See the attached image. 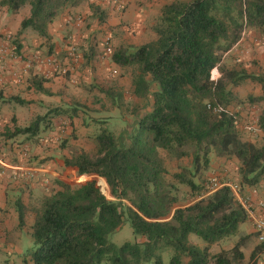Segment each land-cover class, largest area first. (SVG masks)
I'll return each mask as SVG.
<instances>
[{
    "label": "trees",
    "instance_id": "obj_1",
    "mask_svg": "<svg viewBox=\"0 0 264 264\" xmlns=\"http://www.w3.org/2000/svg\"><path fill=\"white\" fill-rule=\"evenodd\" d=\"M86 1L0 0V7L12 13L29 7L21 29L45 37L52 21ZM154 30V40L112 53L113 63L133 69V96L150 98V111L136 119L127 137L119 139L101 129L94 136V154L80 150L64 160L79 176L103 179L114 200L102 194L95 180L77 186L59 182V189L34 211L33 248L26 264H243L248 236L215 253L211 248L248 221L244 204L251 208L241 204L229 186L212 193L205 186L216 180L206 178L212 159L238 161L239 193L264 177V74L221 66L247 30L264 34V0L174 1L162 7ZM215 68L220 77L213 80ZM245 81L261 88L259 96L237 102L243 110L259 108L255 123L263 138L254 143L243 140L240 112L230 110V88ZM35 87L43 90L41 83ZM105 93L114 100L111 92ZM5 102L26 104L16 97ZM45 117L15 127L7 137L39 134L48 122ZM161 153L174 160L191 158L190 167L167 180ZM183 185L188 192L179 198ZM183 199L191 203L174 206ZM125 224L134 241L116 245L111 238ZM192 235L204 247L192 243ZM165 253L170 255L167 263Z\"/></svg>",
    "mask_w": 264,
    "mask_h": 264
},
{
    "label": "crops",
    "instance_id": "obj_2",
    "mask_svg": "<svg viewBox=\"0 0 264 264\" xmlns=\"http://www.w3.org/2000/svg\"><path fill=\"white\" fill-rule=\"evenodd\" d=\"M139 1L142 0H129L125 10L118 12L106 1L92 3L87 0L79 7L65 10L52 21L45 37L30 28L21 29V22L29 16V10L22 16L21 9L17 13L7 9L0 11V72H3V82L0 83V264H26L28 261L33 248L34 211L38 208L39 199L57 191L59 182L76 186L81 183L79 179L89 177L79 176L76 169L64 165V160L76 151L74 147L87 152L90 146L87 144L93 139L87 130L96 122L89 124L84 120L85 116L77 107L81 104L74 105L73 102L85 99L81 87L91 95L95 91V83H99L102 76L108 75V79H112L123 69L113 63L112 54H105L101 44L105 38L110 37L112 53L155 39H151L154 25L160 10L169 2L160 0L161 3L154 4V0L151 3L144 0L142 5ZM71 47L76 50L75 60L69 55ZM240 47L243 50L247 48ZM243 50L242 56L253 55L252 59L259 61L261 71L257 70L255 74H264L262 50ZM11 51L15 56L8 54ZM48 59L55 64V69L46 63ZM37 83H41L42 91L35 87ZM257 90L255 96L261 94V88ZM13 97L26 104L5 102ZM55 109L63 111H51ZM248 110L240 111L242 119L238 131L243 140L254 143L262 140L263 136L255 123L257 113L253 109ZM35 115L47 116L45 120H48L39 134L7 137L15 127L28 126L35 120ZM82 115L83 119L80 118ZM250 117L251 122L247 120ZM252 130L260 135L258 139H254L256 136H252ZM85 134L88 135L86 138ZM210 167L207 178L216 177L228 185L239 183L237 160L212 159ZM236 198L241 204L247 202L256 215L264 216V177L255 186L242 187ZM19 211L23 214L22 226L19 224ZM238 233L239 238L248 236L245 244L251 238L256 239L257 243L248 249L249 254L261 246L250 219L238 227ZM261 259L264 260L263 246L248 264H256Z\"/></svg>",
    "mask_w": 264,
    "mask_h": 264
},
{
    "label": "rangeland",
    "instance_id": "obj_3",
    "mask_svg": "<svg viewBox=\"0 0 264 264\" xmlns=\"http://www.w3.org/2000/svg\"><path fill=\"white\" fill-rule=\"evenodd\" d=\"M145 1H147L148 3H151L152 0H145ZM145 1L144 0L139 1V4L144 5ZM164 1H168L169 3H172L174 1H186L187 2L189 0H164ZM157 2L161 3L160 0H154V4ZM81 5H83V3ZM81 5H79V6H81ZM79 6H77V7H79ZM154 7H155V5H154ZM5 9H7V8L0 7V11H2V10L5 11ZM28 10H29V7L22 8L20 11V16H22L25 13V11L27 12ZM154 11H157V10H154ZM24 17L25 16H23L22 18H24ZM158 20H157V22H158ZM157 22L155 23V25L157 24ZM155 25H154V27H155ZM153 32L154 33H153V36L151 39L156 38L155 30H153ZM242 40L243 41L239 45H237L238 47L236 46L233 50H231L225 54V56L222 60L221 66H225V67L231 68V69L232 68H237V69L243 68L249 73H257V70L261 71V67L258 64L259 61H257L256 59H252L253 55H247L246 54V55L242 56L243 54L241 51L243 49L240 46H247L248 50H250L251 52L256 50V49H261L262 50L261 53H263V56H264V34H262L260 32L251 33L247 30L245 32V34L243 35ZM257 40H261V41L260 42L258 41V43H257ZM101 44H102V46H105V40H103V42ZM246 49L244 48L243 51L246 52L245 51ZM240 57H242L241 60H240ZM259 74H262V73H259ZM132 76H133V69L125 67V68L121 69L120 73L115 75L112 79H108V75H107L105 77L102 76L101 81H99V83L93 82V83H95V85H94L95 91L92 92L91 95L89 92L86 91V89L81 87L82 92H83L82 96L85 99L80 98L81 102L80 101H78V102L74 101L73 103H74V105L76 103L81 104V105H78L77 107H80V110H81L80 112L85 116L84 120H87L89 124L91 123V121H96L95 123H92L91 124L92 127H90L89 130H87L88 133L92 134V138H93V139L91 138L92 142L90 141V143L87 144V145H90L86 150L88 153H90V154L95 153L94 136L101 129L108 130L109 132L113 133L119 139L125 138V137H127L128 133L132 130L134 123L136 122V119L142 117L146 112L150 111V105H151V99L150 98L140 99V98L133 96V93H132V90H133V88H132ZM219 77H220L219 69L215 68L211 73V78L213 80H216ZM119 80H121V81H119ZM97 86L100 87V89L97 88ZM259 88H260V86L258 84H255V83L250 82V81H245L239 86L231 87L230 90H231L232 95H233L232 96L233 100H232V103L230 106V110L233 111L234 113L240 112L241 108H243L242 107L243 105L242 104L238 105L237 102L239 100L246 101L247 97L250 95H254L258 91L257 89H259ZM105 91L111 92L114 96V100H112V98L107 96ZM82 102H84V103H82ZM15 106H17V108L20 107L19 105H15ZM253 110H255V112L258 115L259 108L255 107V109H253ZM83 115H82V117L80 116L81 119L84 118ZM37 116L38 115H35V118ZM247 117H248V115H247ZM252 117H254V116L252 115ZM240 118H241V116H240ZM247 120L249 122H251V117H250V120L248 118H247ZM250 132H253V131H250ZM0 133H2V132H0ZM251 134H252V136H254V135L256 136L254 139H258L257 136H260L257 133H254V134L251 133ZM74 136L76 139L78 138L77 134ZM85 136H88V135L85 134L84 138H86ZM1 141H2V138L0 137V143H1ZM124 142H127V140H124ZM78 148L79 147L73 148V149H76V151H73V154L80 151V150H78ZM161 155L164 159L165 166L169 172V175L166 176L167 180H169V179L171 180V174H173L174 172L180 171L181 170L180 168L183 169L184 167H188L190 165V162H191V158H184L182 160H174V159H171L168 156H166L165 153H161ZM79 180H80L79 182H81V183L75 184L76 186L83 184L87 181L95 180L96 185L100 188V191L102 192V194H104L107 197V199L114 200L110 196L108 186L106 185V183L103 179H101L97 176H89V177H87V179H79ZM216 180L219 181L218 178H216ZM179 188H180V190H179L178 196H179V198H181L182 196H184L185 193L188 192V187L183 185V187L180 186ZM39 200L37 202L38 205L40 204V201H41V200L40 201ZM190 203H191L190 201H188V200L184 201V199H183V200H180L174 206L175 207H186ZM238 239H239V233L237 231L234 235L228 237L226 240H224L222 243H220L221 245L217 244V245L212 246L211 252L215 253L222 248H228V247L232 246ZM111 240L116 245H121L125 242H133L134 241V235H133V232H132L130 225L125 224L123 227H121V229L112 236ZM190 241L194 244H197L199 247H204V245H205V243L201 239L197 238L194 235L190 236ZM256 243H257L256 239L251 238V240H249V242L246 243L245 246L242 247V251L245 255L244 260H243V264L249 263V259H250L251 254H249L248 249L250 246L252 247ZM169 256H170L169 253L164 254V260L166 263L168 262ZM256 264H264V260L261 259Z\"/></svg>",
    "mask_w": 264,
    "mask_h": 264
},
{
    "label": "built area",
    "instance_id": "obj_4",
    "mask_svg": "<svg viewBox=\"0 0 264 264\" xmlns=\"http://www.w3.org/2000/svg\"><path fill=\"white\" fill-rule=\"evenodd\" d=\"M90 1L93 3V2H99L101 0H90ZM103 1L110 3L118 10V12H123L127 6V3L129 2V0H103ZM258 41L260 42L261 40H257V43ZM104 52L106 55H110L112 53L110 38L108 37L105 39ZM10 53L11 56H15L14 51L9 52L8 54L10 55ZM69 55L74 60L76 59V50L74 47L70 48ZM46 63L50 64L54 69L56 68L55 64L51 61V59H48ZM2 82H3V72H0V83ZM223 186H229L235 194L239 192L238 186L223 184L222 182H219L218 180L215 179H211V181L205 187L207 193L208 192L212 193ZM244 207L248 210V217L252 221L253 229L256 234V238L258 242L260 244H264V216L260 214L256 215L252 210H249L245 204Z\"/></svg>",
    "mask_w": 264,
    "mask_h": 264
}]
</instances>
